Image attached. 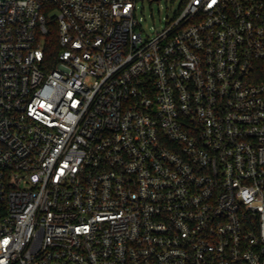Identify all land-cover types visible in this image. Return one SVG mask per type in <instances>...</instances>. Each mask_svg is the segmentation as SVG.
Here are the masks:
<instances>
[{"label": "built area", "instance_id": "built-area-1", "mask_svg": "<svg viewBox=\"0 0 264 264\" xmlns=\"http://www.w3.org/2000/svg\"><path fill=\"white\" fill-rule=\"evenodd\" d=\"M0 0V264H264V0Z\"/></svg>", "mask_w": 264, "mask_h": 264}, {"label": "rangeland", "instance_id": "rangeland-1", "mask_svg": "<svg viewBox=\"0 0 264 264\" xmlns=\"http://www.w3.org/2000/svg\"><path fill=\"white\" fill-rule=\"evenodd\" d=\"M183 0H139L137 15L143 16L142 25L146 33L161 29L166 18H172Z\"/></svg>", "mask_w": 264, "mask_h": 264}]
</instances>
